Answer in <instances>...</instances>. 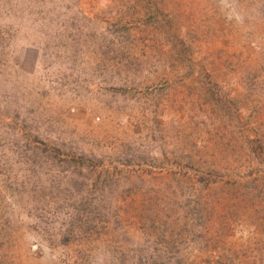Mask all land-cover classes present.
<instances>
[{"label":"rangeland","instance_id":"rangeland-1","mask_svg":"<svg viewBox=\"0 0 264 264\" xmlns=\"http://www.w3.org/2000/svg\"><path fill=\"white\" fill-rule=\"evenodd\" d=\"M180 262L264 264V0H0V264Z\"/></svg>","mask_w":264,"mask_h":264},{"label":"trees","instance_id":"trees-1","mask_svg":"<svg viewBox=\"0 0 264 264\" xmlns=\"http://www.w3.org/2000/svg\"><path fill=\"white\" fill-rule=\"evenodd\" d=\"M81 160H83V158H80ZM178 264H183L182 262L178 263Z\"/></svg>","mask_w":264,"mask_h":264}]
</instances>
